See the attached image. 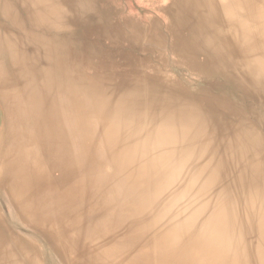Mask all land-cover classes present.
Masks as SVG:
<instances>
[{"label": "bare ground", "instance_id": "obj_1", "mask_svg": "<svg viewBox=\"0 0 264 264\" xmlns=\"http://www.w3.org/2000/svg\"><path fill=\"white\" fill-rule=\"evenodd\" d=\"M140 1L0 0V264H264V0Z\"/></svg>", "mask_w": 264, "mask_h": 264}, {"label": "rangeland", "instance_id": "obj_2", "mask_svg": "<svg viewBox=\"0 0 264 264\" xmlns=\"http://www.w3.org/2000/svg\"><path fill=\"white\" fill-rule=\"evenodd\" d=\"M113 1L116 3L117 6H120V8L125 9L124 14H126V12H130V10H132L134 12V14L136 16H138V18L141 20L150 17L152 19L159 20L160 22H162L158 13L155 10L151 11L152 9H154V7L148 6L145 2L143 3L140 0H113ZM156 5L157 4H155V6ZM152 6H154V5H152ZM176 71L178 73H180V76H183V74H185V72H180L178 70H176ZM0 208L1 209H3V208L7 209V200H6L5 196L3 195V193H1V192H0ZM48 259L51 261L52 264H55V263H53L54 258L52 256H48Z\"/></svg>", "mask_w": 264, "mask_h": 264}]
</instances>
